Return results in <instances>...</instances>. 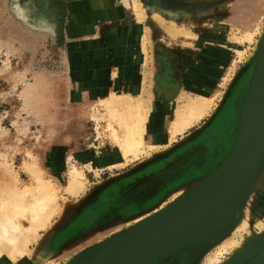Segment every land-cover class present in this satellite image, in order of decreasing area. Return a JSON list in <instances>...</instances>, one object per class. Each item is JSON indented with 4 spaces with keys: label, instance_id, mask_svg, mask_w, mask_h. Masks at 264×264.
<instances>
[{
    "label": "rangeland",
    "instance_id": "obj_1",
    "mask_svg": "<svg viewBox=\"0 0 264 264\" xmlns=\"http://www.w3.org/2000/svg\"><path fill=\"white\" fill-rule=\"evenodd\" d=\"M8 1L0 0V172L10 169L23 188L32 185L30 167L37 162L43 178L62 189L60 210L52 218V226L39 232L40 244H30L39 254L20 258L16 264H65L79 252L80 259L88 256L117 229L124 232L135 217L164 210L177 194L190 192L232 153L241 128L242 102L244 106L258 61L257 55L253 57L256 42L243 48L242 56L235 50L244 43L241 37L250 21L263 27L264 0L146 1L180 13L179 18L165 13L163 21L155 23L152 12H146V22L154 31L148 63L137 67L145 74L152 69L153 75L143 88L148 90L146 99L148 94L154 95L156 108L148 118L150 135L155 144L162 145L153 150L146 147L148 154L113 168L107 163L112 143L106 130V110L87 102L82 97L85 89L79 91L73 72L81 73L83 64L81 59L71 58L77 54H70L69 27L61 0L12 2L19 20L51 27L55 40L20 26L8 9ZM237 2L247 15L244 21L237 17L239 7L233 8ZM121 3L124 5V0ZM168 26L195 33V38L181 34L170 40L164 30ZM221 34L226 38V50L217 43ZM77 46L79 50L74 51L80 53L81 42ZM164 47L171 52L165 54ZM39 83L47 88L46 97L27 104L25 92ZM191 90L216 95L215 110L170 140L172 107L184 103L180 96H188ZM93 112H99L101 118L92 117ZM168 140L169 149L164 146ZM72 165L82 170L86 179V190L78 196L63 190ZM262 197L264 186L259 182L245 209L264 221V212L255 213ZM245 220L256 226L249 215ZM228 238L229 234L217 242L190 246L155 264H208ZM232 256L230 252L225 258Z\"/></svg>",
    "mask_w": 264,
    "mask_h": 264
},
{
    "label": "bare ground",
    "instance_id": "obj_2",
    "mask_svg": "<svg viewBox=\"0 0 264 264\" xmlns=\"http://www.w3.org/2000/svg\"><path fill=\"white\" fill-rule=\"evenodd\" d=\"M146 1L147 0H142V2H140V0H124L123 5V10H125V14L129 18L127 21L130 22V25L126 27L124 32L125 36H131L133 38L139 37L142 39V47L137 50V58L134 63L136 68L143 67L148 63V46L152 43L151 33L154 30L150 24L148 25L146 22L148 20L146 12H152L151 19H153L155 23L163 21L162 16L165 13H168L175 18H179L180 16L179 11H176L177 9H165L162 4H149ZM239 4L240 3L238 2L235 3L233 8L239 7L238 11L241 13L237 17L244 21L247 15L244 11H240L244 9H240L242 4L240 6ZM261 6L264 5L261 4ZM262 16L264 17V15ZM248 19L247 21H250ZM134 22L136 24L133 26ZM244 28L246 29V34L241 37V39L244 38V41L241 40L244 43L236 46L237 48L235 51L239 56H242L244 52L243 48L256 42L253 57L256 55L258 56V65L256 69L258 72L261 62L264 59V25L261 27L257 21H250V23ZM164 30L168 34L170 40L175 39L181 34L185 37L195 38V33L192 34L188 31L180 32L179 30H175V26H168ZM82 31L84 30L82 29ZM259 34H261L260 39L255 41V37ZM120 37L122 38V36ZM217 37V43L219 46L226 50V48H228L225 42L226 38L222 36V34ZM235 40L239 41V37ZM138 41L139 40H137V42ZM148 75L152 77V70L149 71L147 75H139L138 79L133 78V83L129 82L130 80L126 81L125 86L122 84L118 86L115 85L116 87L113 86V84H105V86L104 84H100L99 86V83L96 82L95 85L97 86L94 90L89 89L88 87V89L84 90V92H86L84 99L87 102L92 101L100 104L106 110V114L104 115L107 119L106 130L109 132V138L112 143L107 162L110 168L122 166V161L126 160V162H129L131 160L139 159L142 154H148L149 152L147 153L148 149L146 147L153 150L162 145L155 144L150 135L148 118L149 113L154 109L153 102H155V100L153 99L154 95L152 93L148 94L150 97L147 99L145 97L148 90L143 87L146 83V79L149 77ZM106 79L108 83L110 81L112 82L110 77ZM137 82L139 85H136ZM46 92L47 88L41 83L35 85L33 88H29L25 92L27 104H32L45 98ZM215 96L216 95H210L207 91H200V93L197 91H191L188 96H184L185 98L180 96L179 99L185 101H183L184 103L181 105L175 104L172 107V118L168 126L170 140L173 138L175 139L177 134H183L195 122L200 121L205 115L209 114L211 110H215ZM85 105L88 106V103ZM99 114V112H93L91 116L95 118L100 116ZM167 143L168 144H165L164 146L169 149V140ZM153 157L154 155L151 156V158ZM120 163H122V165ZM125 163L124 165H127ZM30 172L33 183L32 185L23 188L19 185L17 175L12 173L10 169H5L0 172V264L20 263L21 261L18 260L20 258L21 260H24L32 255L36 256L39 254L37 250L33 251L30 249V244L34 241L37 243L39 242L38 244L42 242V236L39 235V232L46 230L50 226L52 218L60 210L58 200L62 189L56 186L52 181L43 178L42 171L38 167L37 162L31 165ZM208 176H206L205 179ZM263 176L264 169L257 180V183L260 182V185L262 186H264ZM253 177L254 176L250 179L244 197L232 212L234 214H241L239 217L240 219L238 220L239 222L231 229L228 240L223 246L221 245L222 247L220 246V250H217L218 253L214 257L209 258L208 264H253L257 262L258 264H264V221L247 211L249 204L244 207V202L252 188ZM201 182L202 181H199L198 185ZM85 188L86 179L83 171L76 165H72L68 170V182L63 188L64 192L72 196H78L86 190ZM184 194L185 193L183 192L173 196H175V200H177ZM163 208L164 207H162V209ZM162 209H158L154 213L152 212V214L149 213L135 217L133 221L128 222L126 226L127 229L145 222L149 218L163 211ZM248 215L249 218L255 222V227H251L248 224V221L245 220ZM122 231L123 230L117 229L111 235V238L118 235V233H122ZM245 233L247 235H244ZM230 252L233 253V256L229 259L225 258V255ZM79 254L80 252L75 256L68 258L65 264L81 263L82 259L77 256ZM77 257H79V259ZM224 258L225 260L222 262Z\"/></svg>",
    "mask_w": 264,
    "mask_h": 264
},
{
    "label": "water",
    "instance_id": "obj_3",
    "mask_svg": "<svg viewBox=\"0 0 264 264\" xmlns=\"http://www.w3.org/2000/svg\"><path fill=\"white\" fill-rule=\"evenodd\" d=\"M12 2L8 1V9L20 26L55 40L51 27L19 20ZM256 69L244 106L242 102L238 139L221 167L160 213L84 255L79 264H155L190 246L217 242L230 234L241 215L232 212L254 176L244 207L249 204L264 169V59L258 72Z\"/></svg>",
    "mask_w": 264,
    "mask_h": 264
},
{
    "label": "crops",
    "instance_id": "obj_4",
    "mask_svg": "<svg viewBox=\"0 0 264 264\" xmlns=\"http://www.w3.org/2000/svg\"><path fill=\"white\" fill-rule=\"evenodd\" d=\"M61 2L69 27L67 38L70 42V54H77L71 58L81 59L83 64L81 73L73 72L80 84L79 91L82 92L88 88L94 90L96 82L99 83V86L100 84L105 86L106 78L109 77L112 79L113 86L120 84L125 86L126 81L130 80L129 82L133 83V78L138 79L139 75L143 76L149 73L145 74V70L140 72L134 65L137 50L142 47V39L125 36L124 32L130 22L127 21L129 18L123 10L121 0H61ZM135 24L134 22L133 26ZM137 40L139 41L137 42ZM79 42L82 46L80 53L74 51V48L79 50L77 46ZM73 70L76 71L75 68ZM136 85H139L138 82ZM82 97L85 98L83 93ZM153 107L156 108L155 102H153Z\"/></svg>",
    "mask_w": 264,
    "mask_h": 264
},
{
    "label": "flooded vegetation",
    "instance_id": "obj_5",
    "mask_svg": "<svg viewBox=\"0 0 264 264\" xmlns=\"http://www.w3.org/2000/svg\"><path fill=\"white\" fill-rule=\"evenodd\" d=\"M167 50H168V52H171V50L172 49H167V48H165L164 47V51L163 52H165V54H167ZM167 57V56H166ZM165 56H164V58H166ZM197 150H195V152H196ZM193 154H195V153H193ZM188 157V156H187ZM259 205H257V209L255 210V213H256V211H257V213H258V215L261 213V212H264V210L263 209H261V206L262 205H264V197H262L261 198V202L260 203H258Z\"/></svg>",
    "mask_w": 264,
    "mask_h": 264
}]
</instances>
